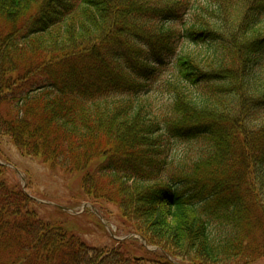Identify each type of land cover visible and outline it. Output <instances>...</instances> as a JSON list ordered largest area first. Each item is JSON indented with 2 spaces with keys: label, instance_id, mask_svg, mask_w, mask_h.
Returning <instances> with one entry per match:
<instances>
[{
  "label": "trees",
  "instance_id": "obj_1",
  "mask_svg": "<svg viewBox=\"0 0 264 264\" xmlns=\"http://www.w3.org/2000/svg\"><path fill=\"white\" fill-rule=\"evenodd\" d=\"M0 137L160 250L91 246L0 166V264L264 260V0H0Z\"/></svg>",
  "mask_w": 264,
  "mask_h": 264
},
{
  "label": "rangeland",
  "instance_id": "obj_2",
  "mask_svg": "<svg viewBox=\"0 0 264 264\" xmlns=\"http://www.w3.org/2000/svg\"><path fill=\"white\" fill-rule=\"evenodd\" d=\"M192 17L189 14L185 20H193ZM198 47L200 45L190 44L194 50ZM252 71L254 69L251 68ZM0 166L9 183H18L32 196L36 201L32 205L44 220L61 224L91 246L111 249L117 240L128 238L134 239L132 247L138 254L160 252L156 246L145 245L136 235L130 237L134 232L122 222L117 205L107 201L94 202L86 196L81 190L79 173L66 174L41 157L24 155L8 137H0ZM62 207L71 210H63ZM57 208L66 213L58 212ZM256 264H264V260Z\"/></svg>",
  "mask_w": 264,
  "mask_h": 264
}]
</instances>
